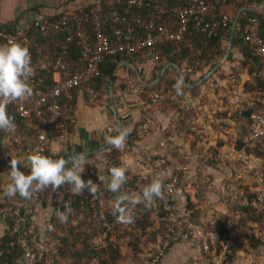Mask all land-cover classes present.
<instances>
[{"label": "trees", "instance_id": "1", "mask_svg": "<svg viewBox=\"0 0 264 264\" xmlns=\"http://www.w3.org/2000/svg\"><path fill=\"white\" fill-rule=\"evenodd\" d=\"M145 2L147 5L140 10L129 8L125 3L116 4L108 1H104L102 6L105 12L117 11L132 23L138 13L142 15L143 20H146V13L155 6H161L165 20L172 21L170 9L185 5V0H145ZM219 13L226 14L229 21L227 26L221 28L215 36L207 38L198 32L194 23L191 22L178 49L169 44L161 46L160 65L153 67L151 81L167 63L176 64L188 83H193L203 76L222 59L231 24L237 14L239 18L232 49L240 53L241 60L225 74H219L223 70L221 67L218 68L204 84L193 89L182 85L176 70L172 67L164 72L158 84L151 88H144L145 91L158 88L170 89L183 99L192 100L194 103L185 109L162 103L168 105L173 114L171 125L162 132L163 144L139 153L137 170L135 172L125 170L126 180L117 192L108 190L107 185H104L96 175V168L91 164L83 167L80 175L85 182L91 180L96 185L94 193L87 188L81 193L69 192L68 189L71 186L65 182L56 189L62 194L57 201L50 198L52 188L50 185L33 191L31 199H24L18 193L12 197L5 196L1 174L4 171L10 173L11 167L5 163L0 151V229L2 230L0 231V264H24L23 262L30 259L32 264H120L124 256L123 248L132 253L135 264H151L161 250L163 235L167 233L170 223V215L191 209V217L194 218L207 208L206 192L212 176L210 173L206 175L208 180L205 185L203 183L205 176L199 170L195 176L191 177L189 166L193 157L201 168L207 167L212 172L224 174V189L220 200L227 206L228 211L221 214L219 220H213L207 224L210 232L219 241L228 242V259L224 264L230 261L232 254L241 251L252 254L254 264H263L264 261L259 259L255 247L259 245L258 239L264 238V210L258 211L249 206H231L230 204L237 196L252 199L256 195L254 168L249 163L242 162L237 153L243 146V140L253 130L250 114L258 112L263 105L264 78L259 75L262 64L253 55L250 42L245 39V25L246 17H256L259 21V37L264 43V0H229L218 4L212 14L217 16ZM137 31L141 32L140 29ZM104 32L114 44L116 37L112 31L105 26ZM30 36L42 48L41 57L54 59L64 51L70 70L77 73L82 69L78 61L80 47L77 44L73 26L69 32L52 34L47 40L46 47L39 32H30ZM31 50L36 55V49L31 47ZM120 62H127L135 67L147 63L138 54L129 52H118L105 57L99 65V73L89 85L105 95L106 100L109 77L113 68ZM192 67L195 69V79H190L188 73V69ZM126 71L125 78L134 77L130 68ZM240 74L244 75L240 82H231L232 77H238ZM52 79L53 74L46 75V82L49 84ZM218 80L223 81L225 85L218 84ZM76 89H82L85 92L84 86ZM222 92H225L228 97H236V102L228 105V109L212 108L209 100ZM137 97L143 103L150 105L145 94ZM60 104L62 105V102ZM204 106L207 107L206 110L203 109ZM4 107L15 124L8 138L17 140L14 147L16 153L26 158L23 154L24 149L34 144L37 122L35 123L34 118L21 117L14 106ZM68 108L67 106V113L70 115ZM47 116L51 142L56 134L53 125L50 124V117ZM146 119L143 117L135 124L132 130L133 142L139 139L137 128L146 126ZM27 120H31L32 123L28 125ZM111 121L115 126L117 125L113 118ZM68 125L69 118H65L60 124L66 128ZM4 133L0 131V145ZM211 136H214L213 139ZM176 137L181 141L175 143ZM210 139L213 144H210ZM133 145L125 138L122 147L114 146L109 149L106 163V175L109 179V169L120 166L126 152L131 151ZM47 148L42 155H46ZM246 152L249 157L264 163V140ZM93 159H95L94 154L85 158L84 161ZM175 168H181V171L179 184L175 187L173 194L164 193L161 186V196L153 197L151 203L143 200L132 203L138 196L142 197L143 189L154 179H159L161 185L166 180H171L176 173ZM196 184L201 186L199 193L201 201L198 200L197 203L194 202L193 191ZM177 189L185 194L183 205L178 204L175 199ZM120 196L127 197L119 201V207L125 208L130 214V221L126 215L117 211ZM37 201L44 207L49 203L52 204L40 230L31 218L33 204ZM65 205L70 208V211L66 213L67 220L61 221L60 213L65 210ZM229 220L234 221L233 232L228 228ZM181 228L180 225H173L178 238L184 237L185 234ZM233 239L237 241L234 242ZM146 241L150 242L149 246L145 244ZM173 243L170 242L168 246L170 247ZM200 249L203 253L201 246ZM162 258L163 256L156 264H162Z\"/></svg>", "mask_w": 264, "mask_h": 264}, {"label": "built area", "instance_id": "2", "mask_svg": "<svg viewBox=\"0 0 264 264\" xmlns=\"http://www.w3.org/2000/svg\"><path fill=\"white\" fill-rule=\"evenodd\" d=\"M125 3L127 7L140 10L146 6L145 0H96L86 10L80 13L72 12L62 15L56 19L42 18L26 25L22 30L16 32L5 31L0 27V45L9 41L18 43L28 48L30 53V65L33 69L27 83L32 89V95L26 98L9 99L4 106H14L18 114L23 118H34L36 124V136L34 144L24 149V156L40 154L46 150L50 138L47 123V114L54 112L58 119L64 120L66 117L65 107L59 104L60 98H70L74 89L85 87V95L90 102L98 103L102 93L93 89L89 84L99 73V65L105 57L115 55L118 52H129L138 54L146 62H150L152 67H158L161 60V46L169 44L179 48L183 36L191 22L198 32L211 38L215 36L221 28L227 26L229 18L226 14L219 13L214 16L212 13L220 3L229 0H185L183 7H173L172 21H166L164 10L161 6H155L146 13L145 19L138 13L133 22H129L117 11L103 10V2ZM213 15V16H212ZM75 30L77 44L80 47L79 64L82 69L73 73L65 57V52L54 59L41 57L42 48L30 36V32L37 31L44 39V47L47 40L56 32H69ZM112 31L116 37L113 44L104 32V27ZM138 29L141 32L137 31ZM245 39L250 42L253 55L262 64L259 73L264 78V43L259 37V21L256 17H246ZM31 47L36 49V55ZM137 63V60H135ZM190 79L196 78L195 69L189 68ZM53 74L56 80L52 84L46 83V75ZM244 78L243 75L232 77L233 83H238ZM123 91L126 95L140 96L145 94L150 105L167 103L171 106L185 109L192 105L190 100H185L176 92L170 89L158 88L145 91L135 77H126L123 82ZM151 88V87H147ZM263 105L258 112L250 114L252 120V131L243 140V146L238 151V157L242 162H247L254 168V181L256 184V195L252 199L237 196L230 205L241 207H252L255 210H264V163L256 158H251L247 150L255 148L264 140V98ZM122 112V108L118 110ZM111 128V127H110ZM67 128L60 126L55 134L57 139L66 143ZM144 127L137 128V135L141 137L146 133ZM176 173L171 180L163 182L162 190L166 194H173L175 187L179 184V173L181 168H175ZM194 191L199 196L201 187H196ZM192 210H185L179 213H172L169 217L170 223L162 243V249L153 258L151 264L159 262L170 242L179 240L173 225L182 226L181 231L186 232L190 225ZM236 242L237 240H232ZM259 245L255 247L260 260H264V238H259ZM201 248L204 255L209 259V264H224L228 259V242L219 241L210 231H206L201 241ZM32 264V259L29 260Z\"/></svg>", "mask_w": 264, "mask_h": 264}, {"label": "crops", "instance_id": "3", "mask_svg": "<svg viewBox=\"0 0 264 264\" xmlns=\"http://www.w3.org/2000/svg\"><path fill=\"white\" fill-rule=\"evenodd\" d=\"M94 1L96 0H0V27L9 32L20 31L26 25L42 18L56 19L68 13H80L86 11ZM241 58L242 56L235 49L230 50L228 58L220 66L223 71H221L219 74L222 75L226 72H229L230 68L235 67L237 65V62L241 60ZM124 63L125 64L121 65L116 71L113 95L117 115L121 119L124 129L127 132L126 138L130 143H133L134 145L131 151L126 152L125 156L122 159L123 162L119 167H124L125 170L135 172L138 167L137 160H139L140 157L139 153L147 151L153 147H156L157 145L163 144L161 135L162 132L171 125L173 114L171 113V108L168 105L162 103L157 105H148L146 103H143L140 98L126 95L124 93L122 88V79H124L127 74V68H130L133 71L132 66H134L127 62ZM136 68L144 81L152 82L151 78L153 67L150 62L139 64ZM134 77L136 78L135 74ZM55 80L56 77L53 76L50 84H52ZM46 83L49 84L48 82ZM217 83L221 86L225 85V83L220 80H218ZM236 100V97H228L226 96L225 92H222L219 95L217 94L213 96V98L209 100V103L211 104L212 108L215 107L217 109L219 108L220 110L221 108L228 109V105H233ZM190 101L193 105L194 102L192 100ZM60 102H62V105L60 104ZM59 104L61 106H64L66 109L65 118H69V125L67 126L66 132L68 140L66 143H62L57 139L56 136L49 143V146L47 148L48 150L45 156L51 159H58L61 157L68 159L69 157L80 155L81 153L102 149V147L109 144L106 137H116L121 132L118 125L115 126L111 121V118L114 119V117L109 106L108 90L107 100L105 98V95L102 94L101 100L98 103L90 102L82 89H76L72 92L70 98H60ZM67 106L69 107L68 111H70V115L69 113H67ZM120 108H122V112L118 111ZM47 115V117H50V124L51 126L53 125L55 133L58 127H60V124L65 119L63 121L58 119L54 112ZM143 117L147 118L146 126H144V129H146L147 132L139 137L137 141L133 142L132 130L135 124L139 122ZM36 122L37 121H35V123ZM31 123V120H27L28 125H30ZM8 136L6 137L4 142V153L1 151L0 147V151L5 163L11 167L10 161L19 160L20 162H18L17 164L18 170L22 171L25 175L29 174L30 168L26 167L24 163L26 158L17 154L14 148L17 140L10 139L8 138ZM180 141L181 140L178 137L174 138L175 143H178ZM209 142L210 144H213L211 139L209 140ZM112 147L102 149L98 152L90 154H94L95 159L84 161L81 168L83 169V167H85L86 165L93 164L97 170L96 175L104 185H107L109 181V177L106 175V163L107 153ZM90 155L84 156V159ZM71 166V162L65 165V167L67 168ZM199 168L200 166L196 158H191L189 175L191 177L195 176ZM200 171L203 176L207 175L208 173H210L212 176V181L209 180L206 192L205 205L207 208L202 213L196 215L192 223L189 225L188 230L190 231L191 237L189 236V238H185V240L183 239L182 241L180 238L177 242L171 244V246L163 255L165 257L162 258V264H203L197 259V252L199 251L198 235L206 231V225L209 220L212 221L216 218H219L221 217V214L227 212V206H222V202L220 200L224 189V174L215 171L212 172L207 167L200 168ZM204 179L205 181H203V183L205 185L208 178L204 177ZM1 181L4 186L3 188L5 189L7 184H9L10 182L9 172H2ZM70 189L71 188L68 189L69 192H71ZM49 195L50 198L53 199V201L60 200V198L62 197V194L58 190H53L52 188ZM175 199L178 204L183 205L185 201L184 192L180 189H177ZM51 207V203H49L45 207L42 206L39 201L33 204V208L31 210L32 216H35V214L39 212V210L41 211V217L38 215V219H33L31 217L35 221L36 225L41 226L43 224L45 216L47 215ZM228 228L230 229L229 226ZM195 234L197 237H195ZM253 259L254 258L252 254L241 251L232 254L230 261L226 264H254L255 262Z\"/></svg>", "mask_w": 264, "mask_h": 264}, {"label": "clouds", "instance_id": "4", "mask_svg": "<svg viewBox=\"0 0 264 264\" xmlns=\"http://www.w3.org/2000/svg\"><path fill=\"white\" fill-rule=\"evenodd\" d=\"M30 60L27 47L13 41L0 45V131L10 133L15 128L13 120L8 116L4 107L8 100L26 98L32 95V89L27 83L33 72ZM126 135V130L122 129L116 137H106V139L108 143L120 148L124 144ZM18 162L20 161H10L9 180L11 182L4 189L3 195L5 196L12 197L18 193L24 199H31L33 191L47 188L49 185L55 190L65 182L71 186L70 190L73 193H81L85 188L92 193L96 191V185L91 180L85 182L81 179V168L84 163L83 153L72 157L71 160L63 157L51 159L38 153L29 155L24 162L26 167L30 168V173L27 175L18 170ZM69 162L72 163V167H65ZM109 172L108 190L117 192L126 180L125 168L114 166L109 169ZM161 186V181L154 179L143 189L142 197L138 196L132 203H139L141 200L151 203L153 197L161 196ZM125 199H127L126 196L118 197L117 211L126 215L130 221V214L125 208L119 207V201ZM69 211L70 208L65 205V210L60 213L61 221L67 220L66 213Z\"/></svg>", "mask_w": 264, "mask_h": 264}, {"label": "water", "instance_id": "5", "mask_svg": "<svg viewBox=\"0 0 264 264\" xmlns=\"http://www.w3.org/2000/svg\"><path fill=\"white\" fill-rule=\"evenodd\" d=\"M239 18V14H237L235 16V18L233 19L232 21V24H231V28H230V34H229V38H228V43H227V47H226V51H225V54L223 56V58L217 62L208 72H206L202 77H200L197 81L193 82V83H188L186 80H185V77L183 75V73L181 72L180 68L174 64V63H167L165 64L161 69L160 71L158 72L156 78L154 81L152 82H146L142 79L139 71L137 70L136 67L132 66V69L134 71V74L136 76V79L137 81L143 85L144 87H153L155 86L156 84H158L161 79H162V76L164 74V72L169 69L170 67L174 68L177 72V75L182 83V85L188 89H192V88H195L197 86H200L202 85L205 81H207L216 71L217 69L223 64V62L228 58L229 54H230V50H231V47H232V43H233V38H234V34H235V30H236V26H237V20ZM125 64L124 62H121L119 63L118 65H116L112 72H111V75H110V78H109V84H108V101H109V106L111 108V111H112V115L119 127L120 130H125L124 129V126H123V123L121 122V119L118 117L117 115V112H116V108H115V103H114V95H113V88H114V82H115V76H116V71L117 69L121 66ZM8 132H5L4 135H3V138H2V141H1V151L4 153V142H5V139L6 137L8 136ZM113 145L112 144H107L105 145L104 147H102V149H107V148H110L112 147ZM102 149H99V150H93V151H88L86 153H83L84 156H87V155H90L94 152H98ZM78 155H75V156H72V157H76ZM72 157H69L67 160H71ZM70 163V162H69Z\"/></svg>", "mask_w": 264, "mask_h": 264}, {"label": "rangeland", "instance_id": "6", "mask_svg": "<svg viewBox=\"0 0 264 264\" xmlns=\"http://www.w3.org/2000/svg\"><path fill=\"white\" fill-rule=\"evenodd\" d=\"M224 105V104H223ZM206 106H204L203 107V109L204 110H206ZM212 137V139H213V137L214 136H211ZM201 168V167H200ZM200 168H199V172H201L200 171ZM205 177H206V175H204ZM194 186V185H193ZM198 186H200V185H198V184H196L195 186H194V190L195 189H197L196 187H198ZM201 187V186H200ZM194 196H195V200H194V202L195 203H197V201L200 199L199 197H200V195L199 196H197L196 195V192L194 191ZM201 200H199V202H200ZM224 204L222 203V206H223ZM1 210V209H0ZM226 210L228 211V208L226 207ZM203 212V211H202ZM201 212V213H202ZM41 217V211L39 210V212H37L36 214H35V216H32V218L33 219H35V218H37L38 219V217L39 216ZM195 218V217H194ZM194 218H192L191 217V220H190V224L192 223V221H193V219ZM219 218H221V217H219ZM215 221L216 220H219L218 218H216V219H214ZM213 221V220H212ZM211 221V222H212ZM210 223V220H209V222L207 223V224H209ZM228 223H229V227H230V231H234L235 230V224H234V221H231V220H229L228 221ZM37 228L39 229V228H41V226H39V225H37ZM40 230V229H39ZM0 231H2L1 229H0ZM188 231L189 230H187L186 232H185V234H184V237H181V241L184 239L185 240V238H189V236L191 237V234H190V231H189V234H188ZM206 231H210L209 230V228L207 227V225H206ZM206 231H204L202 234H200V235H198V239H199V245H198V248H199V251L197 252V254H198V257H197V259H198V261L199 262H202L203 264H209V259L201 252V249H200V246H201V241H202V238L204 237V235H205V232ZM165 237V234L163 235V238ZM195 237H197L196 236V234H195ZM33 239H34V237H33ZM180 239V238H179ZM147 243V245L149 246V244H150V242L149 241H146L145 242V244ZM171 246V245H170ZM169 248V247H168ZM167 248V249H168ZM161 249H162V246H161ZM167 249H166V251H167ZM165 251V252H166ZM122 253H123V259L120 261V264H135V259L133 258V256H132V253L128 250V249H126V248H123L122 249ZM165 256H163V258H164ZM162 262V261H161ZM24 264H31L30 263V261L28 260V261H26V262H23ZM173 264V263H172ZM175 264V263H174ZM199 264V263H198Z\"/></svg>", "mask_w": 264, "mask_h": 264}]
</instances>
